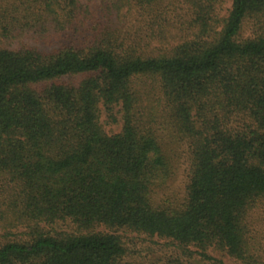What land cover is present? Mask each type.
Wrapping results in <instances>:
<instances>
[{
    "label": "trees",
    "instance_id": "1",
    "mask_svg": "<svg viewBox=\"0 0 264 264\" xmlns=\"http://www.w3.org/2000/svg\"><path fill=\"white\" fill-rule=\"evenodd\" d=\"M157 1L102 7L122 16ZM183 2L197 37L170 55L141 56L112 32L83 37L95 12L82 0H0V222L13 217L28 237L1 245L0 264H119L125 248L114 234L42 226L65 221L156 235L210 264L225 263L209 248L258 264L243 221L264 197V34L239 36L248 19L264 17V0H231L219 31L217 0ZM23 35L69 42L47 52L2 46ZM77 75V85L55 82ZM142 76L158 78L171 129L190 147L179 205L157 198L172 167L151 126L157 106L147 107V126L137 124L132 80ZM103 112L112 123L120 115L118 133L104 131Z\"/></svg>",
    "mask_w": 264,
    "mask_h": 264
},
{
    "label": "rangeland",
    "instance_id": "2",
    "mask_svg": "<svg viewBox=\"0 0 264 264\" xmlns=\"http://www.w3.org/2000/svg\"><path fill=\"white\" fill-rule=\"evenodd\" d=\"M89 3L95 14L86 27L82 28L83 37L102 36L106 32H112L126 45H132L136 54L141 56L170 55L179 44L194 40L199 25L195 22L193 10L183 0H161L152 3L151 6H133L130 11L122 9V16L115 11H107L111 0H82ZM231 0H217L215 4L216 22L213 31H219L223 19L229 13ZM257 34H264V17L260 20L248 19L240 33L239 39H246ZM213 32L209 35L213 36ZM207 39H211V38ZM10 44L3 47L17 49L25 44L28 47L37 48L40 51H50L60 44L69 42V37L61 41L47 43L43 40L23 35ZM202 38V37H201ZM206 38V37H203ZM23 42V43H20ZM83 75L63 77L55 82H63L77 85ZM43 85L38 86L42 88ZM132 87L138 93L136 115L139 126H147V107L157 106L155 120L151 126L163 143V150L169 157L172 167V175L165 188L158 192L159 200L167 201V204L179 205L185 198L186 186L189 182V144L171 129L170 120L167 117V108L161 103L162 93L158 78L142 76L133 78ZM161 102V103H160ZM158 104L160 105L158 107ZM165 105V104H163ZM119 109L116 107L115 110ZM100 122L107 134H115L121 130L120 115L117 122H110L107 115L101 114ZM238 121L232 120L231 126H237ZM5 222V223H4ZM12 222L13 226L6 223ZM245 241L248 254L258 263L264 264V197L258 198L251 204L244 218ZM43 229L51 233L65 232H102L111 233L119 237L125 253L119 264H210L211 260L198 254V249L178 247L171 240L156 235L130 230L128 228H108L104 225H95L88 230H79L73 223L57 222L53 225H42ZM25 225L19 224L13 217L10 220L0 222V246L13 240L27 239ZM206 254L210 258L220 259L225 264H242L230 257L224 251L217 248H209Z\"/></svg>",
    "mask_w": 264,
    "mask_h": 264
}]
</instances>
